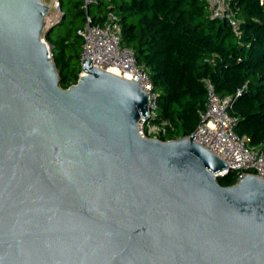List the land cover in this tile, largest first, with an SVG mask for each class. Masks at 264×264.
<instances>
[{
  "label": "water",
  "instance_id": "95a60500",
  "mask_svg": "<svg viewBox=\"0 0 264 264\" xmlns=\"http://www.w3.org/2000/svg\"><path fill=\"white\" fill-rule=\"evenodd\" d=\"M47 8L0 0V264H264V183L140 137L147 94L89 58L61 88Z\"/></svg>",
  "mask_w": 264,
  "mask_h": 264
},
{
  "label": "trees",
  "instance_id": "16d2710c",
  "mask_svg": "<svg viewBox=\"0 0 264 264\" xmlns=\"http://www.w3.org/2000/svg\"><path fill=\"white\" fill-rule=\"evenodd\" d=\"M235 4L241 39L226 22L209 18L205 0H124L105 7L119 17L123 44L148 68L159 93L155 121L166 120L172 128L161 139L183 138L196 129L209 79L219 96H232L229 113L236 118L237 134L251 143L264 140V0ZM79 5L83 18L72 33L54 39L44 34L63 89L75 84L81 71L77 30L84 11ZM217 180L222 186L234 182L232 175Z\"/></svg>",
  "mask_w": 264,
  "mask_h": 264
},
{
  "label": "built area",
  "instance_id": "2783aa9c",
  "mask_svg": "<svg viewBox=\"0 0 264 264\" xmlns=\"http://www.w3.org/2000/svg\"><path fill=\"white\" fill-rule=\"evenodd\" d=\"M262 2L263 0H259L260 4ZM43 3L48 7L43 18L45 30L53 24L60 23L64 13L60 0L48 2L43 0ZM98 3L99 0H81L84 23L77 30L82 40L80 66L82 60L89 58L92 67L105 71L114 70L121 78L134 81L148 97L149 116L147 119L141 117L138 121L139 136L163 142L175 140L161 139L167 130L172 128L166 120L155 121L159 93L151 81L148 68L138 63L134 51L123 44L117 14L108 10L98 16L96 21L90 14V7ZM205 3L209 18L226 22L234 36L241 39L243 32L237 15L236 0H205ZM44 34L41 40L51 58L50 46ZM204 86L206 90L204 109L199 113V123L192 134L195 135L193 138L195 143L227 163V168L215 172L214 175L217 178L232 175L234 182L231 185L240 182L246 175L255 176L264 183V140L251 143L247 135L237 134L236 118L229 113L232 96H219L209 79L204 80ZM240 91L237 89V94Z\"/></svg>",
  "mask_w": 264,
  "mask_h": 264
},
{
  "label": "rangeland",
  "instance_id": "374dc122",
  "mask_svg": "<svg viewBox=\"0 0 264 264\" xmlns=\"http://www.w3.org/2000/svg\"><path fill=\"white\" fill-rule=\"evenodd\" d=\"M48 2V0H44ZM124 0H99V5H93L90 7V14L93 17L103 15L105 13V7H114L119 5ZM81 4L80 0H62V10L66 14L62 24L56 26L50 31V38L54 39L58 34L64 35L66 33H72L77 27H79L82 21L83 15L78 12V5ZM80 6V5H79ZM82 71H79V75Z\"/></svg>",
  "mask_w": 264,
  "mask_h": 264
},
{
  "label": "bare ground",
  "instance_id": "6f19581e",
  "mask_svg": "<svg viewBox=\"0 0 264 264\" xmlns=\"http://www.w3.org/2000/svg\"><path fill=\"white\" fill-rule=\"evenodd\" d=\"M108 72L112 73V74H115V75H118V73L114 70H108Z\"/></svg>",
  "mask_w": 264,
  "mask_h": 264
}]
</instances>
